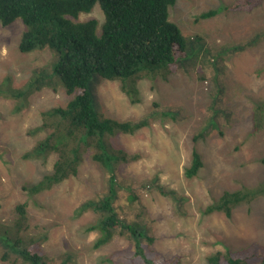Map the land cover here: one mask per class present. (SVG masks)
Masks as SVG:
<instances>
[{
    "label": "rangeland",
    "instance_id": "rangeland-1",
    "mask_svg": "<svg viewBox=\"0 0 264 264\" xmlns=\"http://www.w3.org/2000/svg\"><path fill=\"white\" fill-rule=\"evenodd\" d=\"M235 1L177 0L170 7V19L189 38L188 56L166 80L158 72L144 75L137 83L136 101L123 89L130 79L93 76L89 83L93 103L104 116L148 118L134 133L107 139L114 149L138 155L116 164L127 188L159 179L157 183L181 198L179 205L172 194L143 191L148 219L134 216V226L142 222L155 237L150 248L168 257L178 254L182 264H207L216 252L264 245V195L235 207L230 218L207 211L224 192L264 187V0L251 11L228 10ZM209 11L214 14L201 16ZM72 19H96L99 35L106 21L98 2ZM24 30L21 19L8 26L0 22V225L13 224L17 204L25 202L29 232L42 239L48 256L71 254L75 264H111L106 256L129 248L130 242L116 234L110 243L93 247L99 232L87 228L98 214L79 208L105 190L106 173L91 151L84 154L76 177L38 194L23 189L52 172L54 153L47 158L24 155L52 131L42 128L55 118L48 112L66 107L73 98L54 73V51H20ZM36 68L45 74L42 88L11 97L12 89H24L40 76ZM193 151L200 154L203 167L188 179L185 170ZM0 264L11 263L0 254Z\"/></svg>",
    "mask_w": 264,
    "mask_h": 264
},
{
    "label": "trees",
    "instance_id": "trees-1",
    "mask_svg": "<svg viewBox=\"0 0 264 264\" xmlns=\"http://www.w3.org/2000/svg\"><path fill=\"white\" fill-rule=\"evenodd\" d=\"M97 2L106 17L100 35L96 19L82 22L72 19L82 11H90ZM262 2L236 0L227 8L251 11ZM176 3L177 0H0L2 25L8 26L17 19L25 25L20 51L28 53L47 47L54 51V73L67 94L73 96L66 107L48 112L47 115L55 118L44 122L42 128L52 131L24 155L25 158H47L54 153L56 161L52 172L36 184L24 185L23 189L30 194H38L76 177L84 154L91 151V158L106 173L105 190L79 208L80 212L92 209L98 214V220L87 228V231L99 232L93 247L97 249L110 243L116 234L130 242L129 248H120L106 256L105 260L111 264H182L180 255L168 257L150 248L155 237L149 229L141 226L142 222L134 226V216H145L146 208L141 201L143 191L158 189L162 194H172L179 205L181 198L175 190L169 191L157 183L159 179L146 180L127 188V180L120 175L116 164L136 160L138 155L114 149L107 139L108 135L134 133L148 124V118L119 121L106 117L96 108L89 90L93 76L109 80L130 79V85L125 84L123 89L136 101L139 94L137 83L144 75L158 72L166 80L177 72L180 60L188 56L189 38L170 19L169 9ZM213 14L209 11L201 16ZM35 71L40 76L24 89H12L11 97L21 98L42 88L43 69L36 68ZM199 137L196 136L195 140ZM202 167L200 154L193 151L192 162L185 170L186 178L195 177ZM260 194L264 195V187L227 191L218 203L209 205L207 211H220L230 218L235 207ZM29 228L27 203H19L13 224L0 225L2 261L11 264H75L71 254L48 256L42 239L32 235ZM207 262L264 264V245L252 244L238 251H219L209 255Z\"/></svg>",
    "mask_w": 264,
    "mask_h": 264
}]
</instances>
